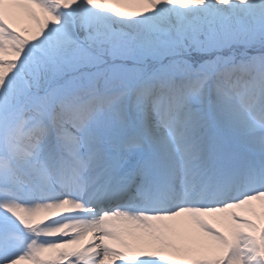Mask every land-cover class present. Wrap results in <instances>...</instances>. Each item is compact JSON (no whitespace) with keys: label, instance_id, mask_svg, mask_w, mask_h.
<instances>
[{"label":"snow or ice","instance_id":"6c2138e0","mask_svg":"<svg viewBox=\"0 0 264 264\" xmlns=\"http://www.w3.org/2000/svg\"><path fill=\"white\" fill-rule=\"evenodd\" d=\"M0 264H264V0H0Z\"/></svg>","mask_w":264,"mask_h":264},{"label":"rangeland","instance_id":"374dc122","mask_svg":"<svg viewBox=\"0 0 264 264\" xmlns=\"http://www.w3.org/2000/svg\"><path fill=\"white\" fill-rule=\"evenodd\" d=\"M211 219V218H210ZM213 223H215V221H212ZM218 227H220L221 225L217 224Z\"/></svg>","mask_w":264,"mask_h":264}]
</instances>
